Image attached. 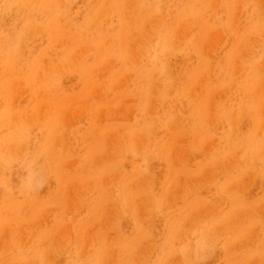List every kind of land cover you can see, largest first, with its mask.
<instances>
[{"label": "rangeland", "instance_id": "rangeland-1", "mask_svg": "<svg viewBox=\"0 0 264 264\" xmlns=\"http://www.w3.org/2000/svg\"><path fill=\"white\" fill-rule=\"evenodd\" d=\"M0 264H264V0H0Z\"/></svg>", "mask_w": 264, "mask_h": 264}]
</instances>
